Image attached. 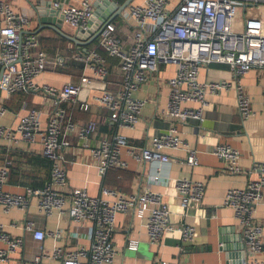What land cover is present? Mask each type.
<instances>
[{"label": "built area", "instance_id": "built-area-1", "mask_svg": "<svg viewBox=\"0 0 264 264\" xmlns=\"http://www.w3.org/2000/svg\"><path fill=\"white\" fill-rule=\"evenodd\" d=\"M11 1L0 0V63L4 70L0 89L8 95L24 90L41 91L54 99L55 106L46 123L40 111L30 110L15 129L0 124V137L14 139L18 133L27 143H35L39 139L42 154L52 161V173L44 187H27L22 193H12L4 187L11 165L8 161L0 171V205L7 212L13 209L27 211L35 199L42 213L68 214L74 222H88L93 228L89 249L79 247L66 251L55 248L51 254L43 251L33 261L24 260L22 264H43L45 257L58 264H114L118 253L111 236L118 214L132 213L145 221L149 242L158 249L169 233L179 232L185 243L192 242L196 229L191 225L176 224L170 204L161 194L149 190L124 194L107 187L96 197L80 188L62 191L69 185L63 154L71 146V136L77 138L79 147L89 151L98 164L99 173L105 176L112 169L126 168L127 164L122 159L125 147L139 162L170 164L173 159L166 151L187 146L176 125L156 137L151 148L136 152L120 133L113 136L100 133L97 121L92 120L87 125L75 121L65 105L76 103L82 110L89 111L88 98L91 97L93 102L111 112L110 121L119 131L134 129L141 121L142 110L148 102L136 98L135 93L161 64H173L177 73L168 81L167 114L175 121L180 124L195 122L200 127L210 107L207 97H217L229 91L235 93L238 113L243 120H248L254 110L242 79L253 69L264 70V23H247L243 33H234L232 27L241 6L249 3L258 5L263 0H180L175 7L172 0L135 1L121 14L122 22L131 27L129 43H124L118 36L116 22L107 24L96 41V48L87 55L79 53L76 56L78 61L86 63L94 77L83 75L79 83L69 81L61 89L49 85L41 87L37 78L49 69L63 66L65 58L49 55L40 48L36 35L25 33L29 18L18 13ZM95 1L81 0L80 6L58 2L54 7H61L60 14L65 24L78 31H88ZM100 51L119 61L124 80L117 93L104 90L100 95H91L92 90L101 88L100 79L105 78L108 72ZM213 65L228 66L234 80L202 82L201 69ZM190 103L199 106H187ZM5 112L6 108L1 107L0 118ZM95 139L99 140L98 145H93ZM213 153L225 163L229 174L243 172L237 150L228 145H218ZM186 162L192 167L199 165L195 150L188 149ZM253 172L258 174L257 179L249 181L245 188L228 190L224 200V205L234 210L242 228L246 246V258L242 264H264V224L255 215L256 207L264 201V164L255 165ZM153 180L156 183L161 181L158 175ZM205 188L202 182L179 179L176 182L177 204L186 208L192 203H200ZM24 229L38 242L63 235L60 230L41 231L31 220L24 222ZM0 243L4 245L0 250V264L10 261L11 256L25 245L22 237L8 234L1 223ZM129 249L136 250V247L130 246ZM155 264L169 263L159 258Z\"/></svg>", "mask_w": 264, "mask_h": 264}, {"label": "crops", "instance_id": "crops-1", "mask_svg": "<svg viewBox=\"0 0 264 264\" xmlns=\"http://www.w3.org/2000/svg\"><path fill=\"white\" fill-rule=\"evenodd\" d=\"M44 1L50 0L11 1L18 13L25 14L29 18L25 33L36 35L40 48L49 55L65 58L63 66L42 73L37 78L38 84L41 87L49 85L61 89L69 81L79 83L83 75L93 78L90 68L86 63L78 61L76 56L79 53L87 55L83 53L84 49H87L89 54L96 48L97 43L80 49L68 38L52 30H41L33 6H39ZM115 1L117 5H121L117 0ZM179 1L172 0V6H177ZM57 2L80 6L81 0H57ZM115 11V6L107 0H96L92 19L97 21L99 17H110ZM240 13L245 28L247 23L256 21L264 23V0L258 5L249 3L241 6L235 22ZM113 22L119 26L118 36L128 44L131 27L122 22L121 16ZM62 32L67 37H74L79 33L78 29L64 22ZM99 53L106 60L108 72L105 78L100 79L103 90L100 87V89L95 88L91 95H100L104 90L117 93L121 90L124 80L119 61L109 57L104 51ZM79 64H84V69H80ZM2 71L0 63V75ZM176 73L175 65L161 64L158 71L135 93L136 98L148 102L142 110L141 121L134 129L119 131L110 121L111 112L93 102L91 97L88 98L89 111L82 110L80 104L65 105L75 121L83 125L89 124L92 120L97 121L100 133L110 136L116 132L120 133L126 137L128 144L136 152L151 148L156 137L176 125L180 138L187 146L166 151L173 161L166 165L158 162H139L125 147L122 149V159L127 164L126 168L120 169V172L109 171L102 176L97 162L89 151L79 147L77 138L71 136V146L63 154L69 185L62 191L69 192L71 188H80L96 197L101 194L104 187L124 194L149 190L163 195L164 200L169 202L172 219L176 224L191 225L196 229L192 242L185 243L179 232L169 233L158 249L149 242L145 221L132 213L118 214L111 236L118 253L114 264H155L159 258L169 264H242L243 252H246L242 228L234 210L226 207L224 200L228 190L245 188L249 181L257 179L258 174L253 172V169L257 164H264V70L253 69L242 79L252 101L254 110L252 117L248 120L242 119L238 113L235 93L229 91L217 97H207L210 107L205 112L206 119L200 127L195 122L180 124L167 114L170 92L168 81ZM219 79L234 80V75L228 66L213 65L210 68L203 67L200 71L202 82ZM54 106V99L41 91L24 90L8 95L0 89V108H6L5 114L0 118V124L15 129L30 110L40 111L46 123L54 111ZM187 106L196 108L199 104L190 103ZM98 144L99 140L95 139L93 145ZM218 145H228L238 151L239 164L243 169L241 174L231 175L227 172L225 163L213 153ZM188 149L197 152L198 166L192 167L187 164ZM8 161L11 165L9 175L4 182L6 191L22 193L27 187L42 188L51 179L52 161L42 154V144L39 139L35 143H27L18 133L15 134L14 139L0 137V171ZM156 175L160 176L159 183L153 180ZM181 178L206 185L200 203H192L186 208L177 204L176 182ZM255 215L258 221L264 224V201L256 207ZM26 220L33 221L41 231L48 233L60 230L63 235L60 238L47 237L43 241H35L32 233L25 232ZM0 223L8 234L22 237L25 241L24 248L12 255L10 261L5 264H22L24 260L31 262L43 251L45 254H51L55 248L73 251L79 247L89 249L92 245L90 235L93 228L90 223H76L68 214L59 212L46 215L39 210L35 199L27 211L13 209L7 212L0 205ZM130 246H135L136 250L129 249ZM3 248L4 245L0 243V250ZM42 262L58 264L57 261L47 257Z\"/></svg>", "mask_w": 264, "mask_h": 264}, {"label": "water", "instance_id": "water-1", "mask_svg": "<svg viewBox=\"0 0 264 264\" xmlns=\"http://www.w3.org/2000/svg\"><path fill=\"white\" fill-rule=\"evenodd\" d=\"M134 1L135 0H126L123 4L117 5L115 0H107L108 3H111L115 6L116 11L114 15L107 18L99 17L97 21L92 19L89 23L90 29L88 31H79V33L74 37H67L62 32L63 17L60 14L61 7H54V5L58 3L57 0L44 1L39 6H33V9L35 11L36 18L40 23L41 30H52L62 37L68 38V40L81 49L82 47L87 48L89 45L95 43L103 28L107 24L112 23L115 21V19L120 17L122 12L129 8L134 3ZM83 53L88 54L87 49H84ZM3 73L4 70L0 75V85ZM242 250H245L244 245H242ZM243 258H246L245 251L243 252Z\"/></svg>", "mask_w": 264, "mask_h": 264}, {"label": "rangeland", "instance_id": "rangeland-1", "mask_svg": "<svg viewBox=\"0 0 264 264\" xmlns=\"http://www.w3.org/2000/svg\"><path fill=\"white\" fill-rule=\"evenodd\" d=\"M138 3H141L142 0H137ZM242 14L240 13V16L238 17L237 21L234 23L233 27H232V31L234 33H243L244 32V19L241 16Z\"/></svg>", "mask_w": 264, "mask_h": 264}, {"label": "trees", "instance_id": "trees-1", "mask_svg": "<svg viewBox=\"0 0 264 264\" xmlns=\"http://www.w3.org/2000/svg\"><path fill=\"white\" fill-rule=\"evenodd\" d=\"M120 4H123L126 0H117ZM80 66H79V68L80 69H84V64H79ZM118 171V172H120L119 170L120 169H112V170H110V171Z\"/></svg>", "mask_w": 264, "mask_h": 264}]
</instances>
